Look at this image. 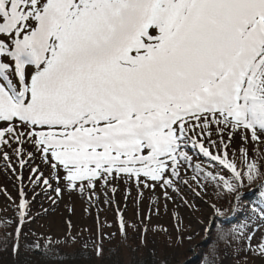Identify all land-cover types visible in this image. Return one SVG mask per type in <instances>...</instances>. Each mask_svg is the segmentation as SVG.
Listing matches in <instances>:
<instances>
[{
	"label": "snow or ice",
	"instance_id": "obj_1",
	"mask_svg": "<svg viewBox=\"0 0 264 264\" xmlns=\"http://www.w3.org/2000/svg\"><path fill=\"white\" fill-rule=\"evenodd\" d=\"M189 143L211 163H194ZM25 145L53 169L32 168L35 187L62 179L89 199L97 185L133 178L166 199L191 182L192 191L214 186L230 206L212 205L215 236L200 264H217L219 245L238 236L264 258V236L251 243L264 225V181L250 209L242 191L264 176V0H0V148L23 168L35 159ZM25 195L17 240L34 221ZM127 226L121 218L124 235ZM59 242L45 238V254Z\"/></svg>",
	"mask_w": 264,
	"mask_h": 264
},
{
	"label": "rangeland",
	"instance_id": "obj_2",
	"mask_svg": "<svg viewBox=\"0 0 264 264\" xmlns=\"http://www.w3.org/2000/svg\"><path fill=\"white\" fill-rule=\"evenodd\" d=\"M213 139L216 137L214 136ZM237 142L239 136L233 143ZM187 147L194 157V163L197 162L198 155L199 160L204 161L206 165L211 163L199 154L198 149L193 150L191 143ZM25 148L35 153V159L28 161L23 168L20 167L19 158L11 149L0 148V220L10 221L7 225L0 223V230L3 227L6 229L5 232L9 233L11 228L6 227L9 225H13L16 229L19 222L16 208L20 203L22 189L26 193L24 199L29 204V211L34 221L24 224L20 237L24 245L33 250L36 249L35 244L39 241L40 250L44 251L45 238L50 237L60 241L58 244L69 245L76 242L92 251H96L98 245H102L104 249L131 244L133 247L139 246L156 254L159 259L167 258V264H172L175 259H177L175 264H197L200 261L201 249L198 245L207 237L204 229L210 226L209 221L216 215L212 205L216 204L225 209L206 192L198 188L192 191V188H196L195 182H191V188L181 185L179 193L167 189L171 199L165 198V189L160 188L158 184L154 191L144 188L141 184L139 191L143 192V197L140 198L135 178L128 185L122 180L112 181L111 186L106 190H102L97 185L96 195L91 199L87 192L81 195L78 189L66 188L62 179L59 182L51 180V188L43 184L35 187L29 179L36 175L32 172V168L38 167L44 177L52 176L53 169L50 164L41 160L40 153L30 145H25ZM3 151H8L10 157L8 161L2 159ZM212 151L215 152V149ZM260 151L264 154V145L260 146ZM9 164L12 167H8ZM187 172L191 175V169ZM60 174L63 176L62 168ZM140 180L149 184L154 183L142 176ZM58 184L62 189L60 196L55 192ZM34 188L35 193L39 195H34ZM113 188L115 191L112 190ZM242 191L245 200L250 191L245 189ZM194 198L200 200L201 208L197 207ZM121 218L128 225L126 235L120 231ZM256 234L253 245L264 236V225ZM70 237L76 239L73 241ZM162 244L168 247L161 249ZM244 254L223 248L219 255V264H264V258L254 256L250 252L246 253L248 255Z\"/></svg>",
	"mask_w": 264,
	"mask_h": 264
},
{
	"label": "trees",
	"instance_id": "obj_3",
	"mask_svg": "<svg viewBox=\"0 0 264 264\" xmlns=\"http://www.w3.org/2000/svg\"><path fill=\"white\" fill-rule=\"evenodd\" d=\"M261 172H264L263 159L261 160ZM261 181H264V176H261L258 180L253 181L251 185L248 184L247 180L244 181L245 190L256 188L244 200V203L247 205L248 209L259 203L257 199V193L260 191L258 185L261 183ZM206 194L213 198L217 204L223 206L225 209L229 208V200L231 198L226 192H218L214 186H209L207 188ZM195 201L197 203V207L201 208L200 200L196 199ZM245 215L246 211H241L235 217H229L230 224L235 225L239 223L244 219ZM216 220L217 217H215L213 220L212 232L207 235L203 241L201 240V244L199 243L198 245L199 248H201L199 250L200 257L202 252L206 250L208 243H210L215 236L214 223ZM257 223H259V221H257ZM6 227L11 228L9 233H6V229L3 227H1L2 230H0V264H167L168 262L167 258L159 259L156 254L150 253L139 246L133 247L131 244L123 247L119 245L110 246L109 248L106 247L100 254H97L96 251H92L91 249L84 248L76 242L69 245L56 244L53 253L45 254V251H41L40 249L33 250L31 248H27L20 236L17 240L13 225ZM260 227H256V231L252 233V245L254 238L257 237L256 232L260 229ZM181 241V243H183V240ZM186 242L188 244V241ZM14 244L19 245L18 252L13 251ZM247 245L248 241L243 236H238V238L235 239L233 237H229L228 244L221 243L219 248L220 252L223 248H228L235 253L240 251L245 253L244 255H248L246 253L250 251L246 250ZM165 247L168 246L164 244L161 245V249ZM175 262H177V259H175L172 264H175ZM197 264H200V261H198ZM217 264H219V259Z\"/></svg>",
	"mask_w": 264,
	"mask_h": 264
},
{
	"label": "water",
	"instance_id": "obj_4",
	"mask_svg": "<svg viewBox=\"0 0 264 264\" xmlns=\"http://www.w3.org/2000/svg\"><path fill=\"white\" fill-rule=\"evenodd\" d=\"M213 218H211V221H212ZM186 264V263H185Z\"/></svg>",
	"mask_w": 264,
	"mask_h": 264
}]
</instances>
